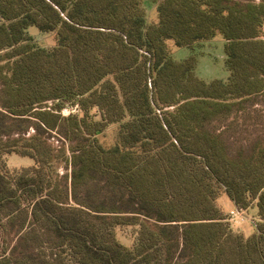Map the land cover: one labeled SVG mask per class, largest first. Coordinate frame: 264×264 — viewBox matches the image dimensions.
<instances>
[{
  "label": "trees",
  "instance_id": "trees-1",
  "mask_svg": "<svg viewBox=\"0 0 264 264\" xmlns=\"http://www.w3.org/2000/svg\"><path fill=\"white\" fill-rule=\"evenodd\" d=\"M263 27L264 0H0V264H264V134L231 148L209 127L264 97ZM218 34L230 76L206 85L168 42ZM76 96L82 118L41 107ZM114 125L116 142L101 143ZM30 128L23 145L9 138ZM46 130L80 137L71 192L52 180ZM13 154L34 165L11 171ZM222 195L256 207L255 234L232 231ZM125 226L138 227L132 247L116 238Z\"/></svg>",
  "mask_w": 264,
  "mask_h": 264
},
{
  "label": "rangeland",
  "instance_id": "rangeland-1",
  "mask_svg": "<svg viewBox=\"0 0 264 264\" xmlns=\"http://www.w3.org/2000/svg\"><path fill=\"white\" fill-rule=\"evenodd\" d=\"M161 1L162 0H158V3ZM146 6L148 23L155 22L157 19L155 5L147 3ZM28 32L32 36L35 43L40 47L49 49L55 44L54 34L40 33L35 27L29 28ZM168 46L171 57L174 61L183 62L191 58L194 59V74L206 85H209L214 81H220L223 83L228 81L230 74L226 68L225 40L220 34L216 35L209 41L196 45L192 49L186 47H176L172 42H168ZM80 98L81 97L78 96L74 98H62L59 102H47L41 107L44 110L54 109V107L57 106V103H59L64 106V108H62L61 115L63 117H68L72 114L70 112L73 108L72 105L77 103ZM253 103L252 101L246 102L245 110L239 112L237 115H234V117H231L226 123H222V121L211 122L209 124L210 129L218 127V130L221 132L223 129H226L227 131L225 132V137L228 139V143L231 148L248 145L252 139L256 138L258 135L264 134V97H259L254 105ZM39 107L40 106H38L36 110H38ZM175 108L176 107L174 105L161 106L157 109V112L160 114L163 112H173L175 111ZM65 109L68 111L64 112ZM0 111L3 110L0 108ZM89 113L90 115H97L99 118L98 109L94 108ZM76 115L82 118L83 112H77ZM232 121H236L237 125H229ZM117 130L118 126L116 125L108 127L101 135L98 136L99 141L107 146L113 145L116 142ZM35 134V130L30 128L25 132L13 133L9 138L11 140L23 138L24 140L19 141V145H23L26 139H29ZM44 138L46 139L48 145L53 148L55 155V158L50 164L52 180L59 182L64 189L67 187L68 191L71 192L69 183V177L72 169V166L70 165V148L79 140L80 137L75 136V140L73 142H69L60 132L46 130ZM4 160L7 168L11 171L29 168L34 165V161L31 158L16 154L7 156ZM69 204L72 205L73 202L69 201ZM218 205L221 207L224 212V216L227 219L230 209L233 208L231 201L226 195H222L218 199ZM246 210L251 221L239 222L238 224L230 223V226L232 231H237V228H239L242 232H237L242 234L244 237H249L253 235V232L258 228L259 219L256 215V209H254L253 206ZM255 220L256 222H254ZM137 231L138 227H119L116 229V238L125 246L132 247L134 245Z\"/></svg>",
  "mask_w": 264,
  "mask_h": 264
},
{
  "label": "built area",
  "instance_id": "built-area-1",
  "mask_svg": "<svg viewBox=\"0 0 264 264\" xmlns=\"http://www.w3.org/2000/svg\"><path fill=\"white\" fill-rule=\"evenodd\" d=\"M68 110L65 109L64 112H67ZM78 111V107L75 106L71 109V113L72 112H77ZM227 221L229 223H236L238 224L239 222H245V221H251L249 215L247 214V210L246 209H242V208H239V207H235L234 209H232L229 214H228V218H227ZM256 222V220L254 221Z\"/></svg>",
  "mask_w": 264,
  "mask_h": 264
},
{
  "label": "crops",
  "instance_id": "crops-1",
  "mask_svg": "<svg viewBox=\"0 0 264 264\" xmlns=\"http://www.w3.org/2000/svg\"><path fill=\"white\" fill-rule=\"evenodd\" d=\"M256 3H259L260 2V0L259 1H255ZM156 9V8H155ZM263 30H264V27H263ZM227 198H229L228 196H227ZM230 200V199H229ZM231 201V200H230ZM231 204H232V207L233 208H235L236 207V205L234 204V202L233 201H231ZM233 208H231L230 209V211L233 209ZM254 209H256V207H253ZM256 215H257V209H256ZM237 231H241V229H239V228H237ZM242 232V231H241ZM256 233V230L253 232V234H255Z\"/></svg>",
  "mask_w": 264,
  "mask_h": 264
}]
</instances>
